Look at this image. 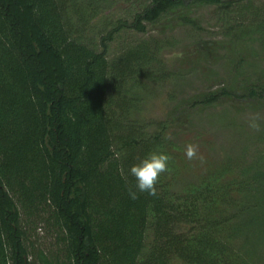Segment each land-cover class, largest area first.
I'll use <instances>...</instances> for the list:
<instances>
[{
  "label": "trees",
  "instance_id": "obj_1",
  "mask_svg": "<svg viewBox=\"0 0 264 264\" xmlns=\"http://www.w3.org/2000/svg\"><path fill=\"white\" fill-rule=\"evenodd\" d=\"M126 1L134 10L92 45L78 0H0V264H254L258 243L246 251L237 240L244 225L264 232L263 157L247 176L224 163L181 189L171 160L156 196L132 200L127 186L135 184L129 168L148 153L171 156L168 132L184 129L194 111L264 106V74L192 96L148 132L125 117L130 90L157 76L154 49L141 42L109 59L108 43L123 30L145 34L163 22L194 26L193 8L217 6L264 44V5ZM209 45L195 46L205 61ZM38 222L54 235L48 253L30 239L27 226Z\"/></svg>",
  "mask_w": 264,
  "mask_h": 264
},
{
  "label": "rangeland",
  "instance_id": "obj_2",
  "mask_svg": "<svg viewBox=\"0 0 264 264\" xmlns=\"http://www.w3.org/2000/svg\"><path fill=\"white\" fill-rule=\"evenodd\" d=\"M252 1L257 9L264 5V0ZM125 2L78 0L83 13L84 41L97 44L118 20L127 19L128 12H132L134 7ZM220 12L217 6L196 7L190 11L194 26L175 20L163 22L148 27L145 34L123 30L108 43L109 59L141 42L149 44L155 52L152 71L157 76L143 80L130 90L132 109L125 117L126 121L152 132L158 122L168 119L171 109L178 103L216 90L231 80L264 74V44L260 41L263 39L254 29L245 35L249 32L241 31L245 24L236 17V13L226 20ZM205 43H210L208 61L195 52L196 45ZM241 59L243 67L236 71ZM253 114L261 117L260 131L249 127V118ZM179 128L174 127L168 132L175 146L170 154L174 161V185L177 189L190 182H199L206 171L224 163L239 166L247 176L252 173L251 161L259 156L264 158V106L255 103L216 104L194 111L184 129ZM188 143L199 146V153L205 161L203 164L199 160L186 159L184 149ZM27 228L36 248L46 253L56 249L54 235L44 223L38 222L35 228ZM237 241L246 251L258 243V247L250 252L254 264H264V232L261 233L255 224L244 225Z\"/></svg>",
  "mask_w": 264,
  "mask_h": 264
},
{
  "label": "clouds",
  "instance_id": "obj_3",
  "mask_svg": "<svg viewBox=\"0 0 264 264\" xmlns=\"http://www.w3.org/2000/svg\"><path fill=\"white\" fill-rule=\"evenodd\" d=\"M261 117L258 114H253L249 118V127L255 131H260ZM171 134L166 136V139H171ZM184 155L187 160H199L203 164L204 157L199 153V146L194 143L185 145ZM172 157L164 151H152L148 153L139 163L133 164L129 170L128 175L135 178V184H128L127 192L129 198L136 200L138 193H147L150 196L158 194L157 184L162 174L170 171L169 162Z\"/></svg>",
  "mask_w": 264,
  "mask_h": 264
}]
</instances>
